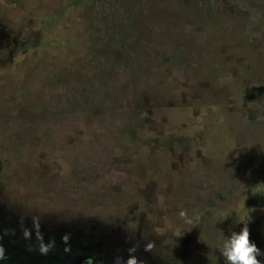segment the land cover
I'll list each match as a JSON object with an SVG mask.
<instances>
[{"label": "rangeland", "instance_id": "rangeland-1", "mask_svg": "<svg viewBox=\"0 0 264 264\" xmlns=\"http://www.w3.org/2000/svg\"><path fill=\"white\" fill-rule=\"evenodd\" d=\"M257 192L264 0H0V216L17 240L39 217L55 244L37 264L133 245L144 264H225L220 232L247 212L264 251Z\"/></svg>", "mask_w": 264, "mask_h": 264}, {"label": "clouds", "instance_id": "clouds-1", "mask_svg": "<svg viewBox=\"0 0 264 264\" xmlns=\"http://www.w3.org/2000/svg\"><path fill=\"white\" fill-rule=\"evenodd\" d=\"M231 214H225L223 219H226ZM181 219L192 227L198 226L200 223V216L193 215L188 216L185 210H181L179 213ZM251 217L249 212L246 215H243L239 221L243 223V226L240 228L239 232L232 231L229 236H225L222 232H220V240L216 245V249H219L220 253L224 257L225 264H264L257 257L264 256V251H262L259 247H257L254 241L250 240V230L248 224L251 222ZM221 220V221H222ZM33 227L36 231V238L40 242L39 243V252L43 255H47L48 252L54 247L55 242L49 241L48 243L43 242V236L40 233V219L38 216H34L32 218ZM23 236L26 239L31 238V232L28 229H24ZM69 234H65L62 236V240L67 244L69 241ZM155 248V243L153 241H149L144 245V251H152ZM66 252L70 249L65 247ZM129 255L125 260L121 256H116L113 259V264H144V261L138 260L137 256L134 255L137 251V246L133 245L132 247L127 249ZM6 259L5 249L2 244H0V262H3ZM85 264H92L91 258H89Z\"/></svg>", "mask_w": 264, "mask_h": 264}, {"label": "trees", "instance_id": "trees-1", "mask_svg": "<svg viewBox=\"0 0 264 264\" xmlns=\"http://www.w3.org/2000/svg\"><path fill=\"white\" fill-rule=\"evenodd\" d=\"M79 1L81 0H74V7ZM257 195L264 196L262 192H257ZM43 242L49 241L43 240ZM39 243L38 240H17L15 236L14 239H10L8 222L0 216V244L3 245L6 254V259L0 264H37L39 257L43 255L38 250Z\"/></svg>", "mask_w": 264, "mask_h": 264}]
</instances>
